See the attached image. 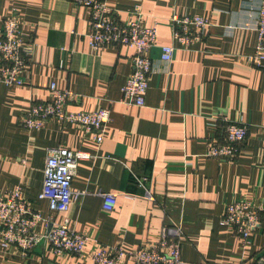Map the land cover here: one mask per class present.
I'll return each instance as SVG.
<instances>
[{
  "label": "crops",
  "instance_id": "0c3cea01",
  "mask_svg": "<svg viewBox=\"0 0 264 264\" xmlns=\"http://www.w3.org/2000/svg\"><path fill=\"white\" fill-rule=\"evenodd\" d=\"M104 1L121 21L133 17L139 4L142 23L155 25L144 105L120 101L134 47L92 50L87 7L69 0H0V25L15 11L31 49L25 83H0V191L19 187L31 207L46 216L47 200L38 193L47 150H85L91 157L78 162L66 216L71 227L88 235L87 254L100 243L125 250L148 246L171 219L182 226L181 257L188 264H264V214L247 244L219 224L233 199L264 203V69L245 60L257 41L259 0ZM173 13L200 14L209 26L203 41L177 47L171 61L163 62L160 45L172 43L168 19ZM51 83L75 92L71 109L110 110L100 141L54 119L40 128L20 124L23 112L48 99ZM220 113L247 126L232 161L205 154L208 141L223 135L216 120ZM140 177L154 201L144 196ZM103 192L116 193L107 211ZM61 218L54 215L55 221ZM36 230L45 231V223L38 222ZM87 254L61 256L43 244L23 254L0 241V264H93Z\"/></svg>",
  "mask_w": 264,
  "mask_h": 264
},
{
  "label": "built area",
  "instance_id": "2783aa9c",
  "mask_svg": "<svg viewBox=\"0 0 264 264\" xmlns=\"http://www.w3.org/2000/svg\"><path fill=\"white\" fill-rule=\"evenodd\" d=\"M76 6H85L89 10V31L87 42L92 50L103 46H131L135 52L131 57L132 69L121 87L122 103L144 105L145 93L153 72V59L150 51L156 43L155 25L142 23L140 5L133 6L132 15L121 21L104 0H69ZM168 23L171 27L172 43L160 45V60L170 62L177 47L190 48L203 41L209 26L207 18L200 14L173 13ZM257 41L254 51L245 56L252 66L264 69V0H259L256 22ZM19 31L17 13L12 11L0 25V83L22 85L30 65L31 49L26 45ZM76 94L70 88H58L49 85V97L45 101L34 103L23 112L19 121L27 128H40L50 119L61 125L74 124L85 134H93L97 141L110 121V110L100 108L86 111L71 109L69 105ZM217 126L223 132L220 140L208 141L205 154L208 157L232 161L237 157L240 145L247 135V126L238 119H229L223 114L216 116ZM264 153V129L262 138ZM85 150H70L65 147H50L44 164V179L38 198L46 199L49 214L41 213L31 207L19 187L0 191V241L8 247H15L21 253L28 254L40 244L47 245L57 255L68 253L85 255L88 235L76 231L69 225L66 213L73 199L71 181L78 162L90 158ZM146 178H137L144 188V196L154 201L151 190L144 186ZM102 208L110 210L116 193L103 192ZM62 215L60 221L54 215ZM264 214V203H254L246 199H233L227 202L219 219L220 225L230 226L244 244L259 226ZM43 221L46 230L38 232L36 225ZM184 238L180 222L169 219L162 226L160 235L148 246H138L125 250L120 245H95L89 255L93 264H188L181 257V241Z\"/></svg>",
  "mask_w": 264,
  "mask_h": 264
}]
</instances>
